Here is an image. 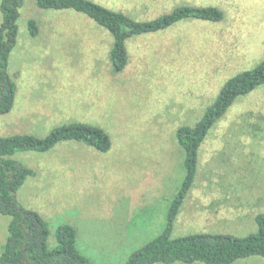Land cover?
<instances>
[{
    "label": "rangeland",
    "instance_id": "374dc122",
    "mask_svg": "<svg viewBox=\"0 0 264 264\" xmlns=\"http://www.w3.org/2000/svg\"><path fill=\"white\" fill-rule=\"evenodd\" d=\"M94 1L139 19L184 3L214 5L224 15L128 39V64L114 73L110 34L92 19L71 9H42L35 0L19 7L7 65L16 92L10 111L0 115V134L42 137L57 125L83 121L103 128L111 147L101 152L71 140L45 152H16L15 159L35 170L18 189V202L47 220L49 248L57 227L70 224L78 249L93 264H123L160 233L183 181L177 127L199 120L227 78L264 57V0ZM29 19L36 21L35 36ZM260 213L264 85L239 97L200 145L194 184L172 236L247 235L257 231ZM9 220L0 214V252ZM231 264H264V258Z\"/></svg>",
    "mask_w": 264,
    "mask_h": 264
},
{
    "label": "trees",
    "instance_id": "16d2710c",
    "mask_svg": "<svg viewBox=\"0 0 264 264\" xmlns=\"http://www.w3.org/2000/svg\"><path fill=\"white\" fill-rule=\"evenodd\" d=\"M122 3L124 0H116ZM23 0H0V115L12 108L16 85L7 72L9 54L16 43L17 19ZM139 2V1H138ZM42 9H71L84 14L105 29L112 44L108 59L114 73L128 64L126 41L129 38L158 33L181 21L218 22L223 11L214 5L189 3L174 6L169 11L150 18H136L122 10L104 6L94 0H35ZM136 3V2H132ZM140 3V2H139ZM107 5L111 6L107 3ZM28 30L35 36L38 27L29 19ZM260 85H264V57L253 68L227 78L202 116L192 125H180L175 137L184 153L185 174L178 192L171 199L165 223L156 236L133 251L123 264H170L176 261L204 264H231L252 256L264 258V214L256 215L258 229L247 235L197 232L173 237L175 220L197 174L199 148L211 128L230 106ZM78 141L107 152L111 147L108 133L100 126L74 121L53 127L45 136L30 133L0 134V214L10 217L7 235L0 252V264H93L80 252L76 229L61 224L55 230L56 245L48 247L49 224L34 209L25 208L17 198L18 189L35 171L13 156L19 151L45 152L61 141Z\"/></svg>",
    "mask_w": 264,
    "mask_h": 264
},
{
    "label": "crops",
    "instance_id": "0c3cea01",
    "mask_svg": "<svg viewBox=\"0 0 264 264\" xmlns=\"http://www.w3.org/2000/svg\"><path fill=\"white\" fill-rule=\"evenodd\" d=\"M138 37H139V36H138ZM132 38H133V37H132ZM129 39H130V38H129ZM126 47H127V50H128L127 42H126ZM61 169H62V168H59V169H58L59 174L61 173ZM34 171H35V170H34ZM34 175H35V174H34Z\"/></svg>",
    "mask_w": 264,
    "mask_h": 264
}]
</instances>
